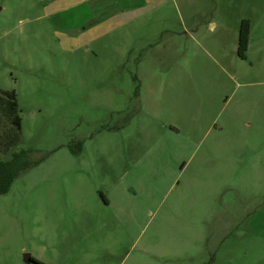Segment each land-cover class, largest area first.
<instances>
[{"label":"rangeland","instance_id":"1","mask_svg":"<svg viewBox=\"0 0 264 264\" xmlns=\"http://www.w3.org/2000/svg\"><path fill=\"white\" fill-rule=\"evenodd\" d=\"M241 19L263 35L264 0H0L31 162L0 195V264H264V51L237 58ZM120 171L130 219L97 189Z\"/></svg>","mask_w":264,"mask_h":264},{"label":"trees","instance_id":"2","mask_svg":"<svg viewBox=\"0 0 264 264\" xmlns=\"http://www.w3.org/2000/svg\"><path fill=\"white\" fill-rule=\"evenodd\" d=\"M250 32V21L241 20L236 52L241 60L247 59ZM15 97L14 92H0V195L9 192L14 180L31 166L25 150L15 151L21 143V118ZM32 261L34 264H44L34 258Z\"/></svg>","mask_w":264,"mask_h":264},{"label":"crops","instance_id":"3","mask_svg":"<svg viewBox=\"0 0 264 264\" xmlns=\"http://www.w3.org/2000/svg\"><path fill=\"white\" fill-rule=\"evenodd\" d=\"M241 20H243V19H241ZM197 30H199L198 27L195 29V31H197ZM191 32L192 31H189V33H191ZM189 37L192 38V36H189ZM200 47L203 49V47L201 45H200ZM259 49H262V52L264 51V34L263 35L258 34L257 30H256V23H253L251 25V32H250V35L248 37V52L246 54L247 59L250 61V64L254 65L256 55L253 52H257ZM262 70H264V67H262ZM259 75H260L259 78H261V79L256 80L255 84H260V83L263 84L264 83V79H262L264 76V71H261ZM261 100H262V98L260 97V101ZM80 152H81V150L78 151L76 154H74V156H77V158H78L81 154ZM174 160H175V163H178V162L180 163V161L183 160V158H179L178 156H176ZM93 167L95 168V165L92 163L90 168H93ZM127 167L128 166H125L122 169L124 172L129 173V171H131L132 167L131 166L128 168ZM183 168H184V163L181 162L180 170H182ZM123 171H122V173H123ZM119 174H120V177L118 178V182L115 183V185H113L112 189H110L108 191H105L100 187H98L97 189L102 190L101 193L104 197V202H103L104 206L107 207L110 205L111 208H113V210L116 213L115 217L121 216L122 218L127 219L130 216H133V212H134L132 209V202H133V194L132 193H133L134 189L132 187L133 184H131L129 182V180H127V177L125 175H123V176L121 175V171L119 172ZM88 179L90 182L94 183V177L93 176H90L88 174ZM107 185H108V183L106 184V186ZM103 191H105V192H103ZM141 205H142V202H141ZM36 260H38V259H36Z\"/></svg>","mask_w":264,"mask_h":264},{"label":"water","instance_id":"4","mask_svg":"<svg viewBox=\"0 0 264 264\" xmlns=\"http://www.w3.org/2000/svg\"><path fill=\"white\" fill-rule=\"evenodd\" d=\"M23 262H24L25 264H32V263H33L30 254H24V255H23Z\"/></svg>","mask_w":264,"mask_h":264}]
</instances>
